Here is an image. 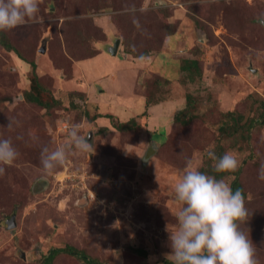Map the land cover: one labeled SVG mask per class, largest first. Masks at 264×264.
Listing matches in <instances>:
<instances>
[{"label": "rangeland", "instance_id": "1", "mask_svg": "<svg viewBox=\"0 0 264 264\" xmlns=\"http://www.w3.org/2000/svg\"><path fill=\"white\" fill-rule=\"evenodd\" d=\"M38 2L35 20L5 32L35 61L40 84L60 105L47 110L29 102V65L0 47V136L19 152L11 166L0 165V264H40L50 249L67 246L98 264L171 261L166 229L179 209L174 184L187 158L201 167L205 151L218 145L240 162L249 213L241 228L264 264V125L234 147L219 130L227 113L244 123L264 105V0ZM192 58L201 70L191 80L179 67ZM154 79L167 101L148 108L144 119ZM187 95L195 107L181 126L173 117ZM131 118L139 129L112 126ZM74 124L92 149L70 152L46 174L41 148L65 143ZM158 133L166 137L162 145ZM11 217L15 226L8 228ZM52 264L85 263L61 253Z\"/></svg>", "mask_w": 264, "mask_h": 264}, {"label": "clouds", "instance_id": "2", "mask_svg": "<svg viewBox=\"0 0 264 264\" xmlns=\"http://www.w3.org/2000/svg\"><path fill=\"white\" fill-rule=\"evenodd\" d=\"M39 13L38 0H0V31H9L35 20ZM8 129L13 128L9 121ZM89 136L82 134L80 125L70 127L65 143L55 148L42 147L40 165L51 174L63 166L70 152H88L93 145ZM19 152L11 138L0 136V165L11 166ZM212 162V171L230 174L237 171L240 162L231 151L218 156L214 148L205 151ZM4 168L0 167V174ZM258 179L264 180V164L258 170ZM234 176L215 175L200 170L199 164L187 158L185 167L174 184V198L179 209L176 224L169 233L171 264H259L256 247L241 228L248 217L245 195L233 190Z\"/></svg>", "mask_w": 264, "mask_h": 264}, {"label": "trees", "instance_id": "3", "mask_svg": "<svg viewBox=\"0 0 264 264\" xmlns=\"http://www.w3.org/2000/svg\"><path fill=\"white\" fill-rule=\"evenodd\" d=\"M0 47L3 48L7 52H12L16 55L18 59H20L22 62L26 63L30 67V74H29V91L26 93V99L29 102L35 103L47 110L58 107L60 105V101L56 99L52 93L45 89L39 82L38 75L36 73V63L34 60H31L27 58V52L22 53L16 47L8 38L5 31H0ZM126 54H132V51H127ZM134 55L136 58H142L146 56V53ZM200 61L196 58L192 59H182L181 65L179 67L180 72H183L185 76L189 79H193L194 76L200 75ZM168 81V80H167ZM167 83V82H164ZM149 93L147 94L145 98V111L140 115L141 118L147 117V109L154 107L156 105L162 104L165 101H167V97H165V94L162 90L161 84H159V80H151L149 83ZM185 105L183 108L179 109L175 112L173 117V123L185 126L188 124L190 118L193 116L191 113H188V110L195 107L194 100L190 95H187L185 97ZM262 105V104H261ZM79 106V105H78ZM230 116L229 122H225V124H222L221 127H219L220 133L224 135L228 140H233V143L229 145V147H234V143L241 146L243 143H247L249 141V131L251 128H261V126L264 125V105L261 106V111L258 115L254 117H248V121L241 123L243 117L242 115L234 116L232 112L227 113ZM144 118V119H145ZM146 124V121H144ZM113 128L117 132H128V131H134L139 129L138 123L136 122V119L131 118L128 121L119 122L114 125H112ZM242 132H244L242 134ZM240 133V135L238 134ZM156 133H154L155 136ZM153 136V135H152ZM156 136H160L161 139L158 140V144L162 145L166 139L165 135L162 133H158ZM236 146V145H235ZM226 148L222 145H218L216 149V154L218 156H222L226 152ZM239 150H241L240 147H238ZM212 162L208 159L204 162L203 166L200 167V170L203 172H206L210 175H215L217 179L223 178L225 175H231L234 176V180H232L231 187L233 190L241 189L245 195V200L247 198V194L244 190L242 181H241V168H238L237 171L230 174H217L212 171L211 167ZM136 252L139 255L144 256L146 253L143 250H136ZM61 253H66L68 255L76 257L78 260L82 261L85 264H98L96 261L90 259L86 253L83 250H78L75 247L67 246L64 248H53L48 251V253L42 258L40 264H52L54 258ZM163 264H171V261L165 260Z\"/></svg>", "mask_w": 264, "mask_h": 264}, {"label": "water", "instance_id": "4", "mask_svg": "<svg viewBox=\"0 0 264 264\" xmlns=\"http://www.w3.org/2000/svg\"><path fill=\"white\" fill-rule=\"evenodd\" d=\"M262 22L264 23V21H262ZM119 45H120V40H119V39H116V40L114 41L113 45L110 46V47L108 48V53H109L111 56H115L116 53L118 52ZM40 52H41V53H44V48H43V46L41 47ZM6 225H7L8 228L14 227V226H15L14 217H11V218L6 222Z\"/></svg>", "mask_w": 264, "mask_h": 264}, {"label": "built area", "instance_id": "5", "mask_svg": "<svg viewBox=\"0 0 264 264\" xmlns=\"http://www.w3.org/2000/svg\"><path fill=\"white\" fill-rule=\"evenodd\" d=\"M62 126H63V128H66V124H63Z\"/></svg>", "mask_w": 264, "mask_h": 264}]
</instances>
